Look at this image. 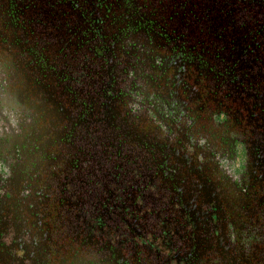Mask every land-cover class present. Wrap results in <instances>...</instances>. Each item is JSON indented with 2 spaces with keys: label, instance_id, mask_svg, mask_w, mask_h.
<instances>
[{
  "label": "flooded vegetation",
  "instance_id": "af4514ba",
  "mask_svg": "<svg viewBox=\"0 0 264 264\" xmlns=\"http://www.w3.org/2000/svg\"><path fill=\"white\" fill-rule=\"evenodd\" d=\"M0 264H264V0H0Z\"/></svg>",
  "mask_w": 264,
  "mask_h": 264
}]
</instances>
